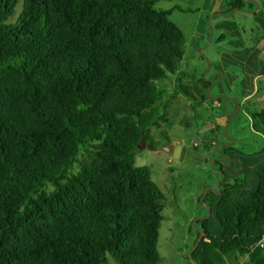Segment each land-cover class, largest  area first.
Wrapping results in <instances>:
<instances>
[{
  "label": "trees",
  "instance_id": "1",
  "mask_svg": "<svg viewBox=\"0 0 264 264\" xmlns=\"http://www.w3.org/2000/svg\"><path fill=\"white\" fill-rule=\"evenodd\" d=\"M159 1L0 0V264H161L168 199L135 150L166 119L159 82L195 102L212 81H185V35ZM249 115L264 133V106ZM255 172L253 190L207 192L218 222L200 220L194 264H264V161Z\"/></svg>",
  "mask_w": 264,
  "mask_h": 264
},
{
  "label": "rangeland",
  "instance_id": "2",
  "mask_svg": "<svg viewBox=\"0 0 264 264\" xmlns=\"http://www.w3.org/2000/svg\"><path fill=\"white\" fill-rule=\"evenodd\" d=\"M220 3L226 9L218 13L216 5ZM155 7L170 10V19L185 35L186 52L180 70L187 84L212 81L205 100L195 102L183 95L171 98L173 85L158 83L166 87L163 100L168 108L161 126L152 128L148 143L156 147L180 145L179 158L159 148L135 150V165L150 169L152 180L168 199L158 242L161 264H190L187 256L201 227L200 221L196 226L194 222L209 218V230L218 222L210 202L201 200L206 190L225 178L229 182L244 179L247 188L253 190L255 168L264 161V133L253 129L249 115L263 109L264 76L253 81L240 54L259 41V48L264 49V0H248L244 10L230 12L225 0H162ZM21 9L19 2L10 22L17 19ZM221 34L226 37L219 42ZM229 47L239 54L223 56L221 50ZM215 159L218 162L212 165Z\"/></svg>",
  "mask_w": 264,
  "mask_h": 264
},
{
  "label": "crops",
  "instance_id": "3",
  "mask_svg": "<svg viewBox=\"0 0 264 264\" xmlns=\"http://www.w3.org/2000/svg\"><path fill=\"white\" fill-rule=\"evenodd\" d=\"M220 1V0H218ZM217 8L216 11L219 13V11H224L226 8H222L223 5L220 3L219 5H216ZM230 30H226V32H229ZM223 36V38H221ZM226 36L221 34L218 38V41L221 42L225 39ZM260 42V41H259ZM254 48H244L243 51L240 53L241 55V62L242 65L244 64V68L251 74H253V81L257 79L258 77L264 76V49L259 48L258 44ZM222 49L223 56L227 57H233L236 54H239L237 49H234L232 47H229L228 49L224 50ZM227 76V74L225 75ZM247 95L246 97H248Z\"/></svg>",
  "mask_w": 264,
  "mask_h": 264
},
{
  "label": "water",
  "instance_id": "4",
  "mask_svg": "<svg viewBox=\"0 0 264 264\" xmlns=\"http://www.w3.org/2000/svg\"><path fill=\"white\" fill-rule=\"evenodd\" d=\"M237 10H244L243 8H237ZM207 93L209 94V89H207ZM138 148H141V149H144V148H149L151 150H157L158 148L160 150H163L165 151L167 154H169L171 157H174V158H179L180 156V153L182 151V146L180 145H173V144H170V143H167V144H164L160 147H156V146H153L151 144L148 143L147 139H145L144 137L140 140V143L138 144ZM212 165H214V162H212ZM220 173L223 174V172L220 171ZM224 176V174H223ZM224 179L220 180L216 185L215 187L213 188H210V189H207L206 190V193L204 195V197H202V202L204 201L205 197L207 196V192L209 190L211 191H218L220 192V187H219V183L222 182ZM200 220H204V218H198L195 222H194V226H196L197 222L200 221ZM198 233H199V236L197 238V241L196 243L194 244L193 248L190 250V252L188 253V256L190 257L191 259V262L192 264H194V261L192 260L191 258V253L192 251L197 247V245L201 242V240L203 239V237L205 236L206 234V231L204 230L203 226L201 228H199L198 230Z\"/></svg>",
  "mask_w": 264,
  "mask_h": 264
},
{
  "label": "built area",
  "instance_id": "5",
  "mask_svg": "<svg viewBox=\"0 0 264 264\" xmlns=\"http://www.w3.org/2000/svg\"><path fill=\"white\" fill-rule=\"evenodd\" d=\"M256 246H259L261 248L264 247V234L261 236V238L258 240Z\"/></svg>",
  "mask_w": 264,
  "mask_h": 264
},
{
  "label": "flooded vegetation",
  "instance_id": "6",
  "mask_svg": "<svg viewBox=\"0 0 264 264\" xmlns=\"http://www.w3.org/2000/svg\"><path fill=\"white\" fill-rule=\"evenodd\" d=\"M245 2H248V0H244ZM263 24H264V21H263ZM222 172V171H221ZM219 187H220V183H219ZM203 225L201 224V227H202ZM200 227V228H201ZM204 228V227H203Z\"/></svg>",
  "mask_w": 264,
  "mask_h": 264
}]
</instances>
